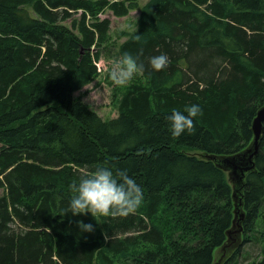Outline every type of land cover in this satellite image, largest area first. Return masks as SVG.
I'll return each instance as SVG.
<instances>
[{
  "label": "trees",
  "instance_id": "16d2710c",
  "mask_svg": "<svg viewBox=\"0 0 264 264\" xmlns=\"http://www.w3.org/2000/svg\"><path fill=\"white\" fill-rule=\"evenodd\" d=\"M133 10L136 29L117 55L144 71L104 121L74 94L98 76L110 26L100 16ZM161 54L170 63L154 72ZM193 104L203 113L195 133L173 137L168 117ZM262 106L264 0H0V264H212L233 200L204 157L244 151ZM254 163L244 243L264 220V123ZM97 166L140 186L134 213L63 215L72 184Z\"/></svg>",
  "mask_w": 264,
  "mask_h": 264
},
{
  "label": "clouds",
  "instance_id": "9594fccd",
  "mask_svg": "<svg viewBox=\"0 0 264 264\" xmlns=\"http://www.w3.org/2000/svg\"><path fill=\"white\" fill-rule=\"evenodd\" d=\"M169 63L166 54L153 56L149 60L154 72L163 71ZM143 71V65L138 64L131 54L125 53L119 60L113 62L109 75L115 86L123 87L137 73L142 74ZM202 114L200 106L195 104L186 106L183 112L173 110L168 117L171 135L179 138L185 132L189 135L194 134L196 131L194 118ZM71 188L73 195L63 215L88 214L94 219L126 217L134 213L143 201L142 189L126 171L118 170L114 173L106 166H97L94 171L85 172ZM77 224L81 232L93 231L91 224H84L81 221Z\"/></svg>",
  "mask_w": 264,
  "mask_h": 264
},
{
  "label": "rangeland",
  "instance_id": "374dc122",
  "mask_svg": "<svg viewBox=\"0 0 264 264\" xmlns=\"http://www.w3.org/2000/svg\"><path fill=\"white\" fill-rule=\"evenodd\" d=\"M146 1L138 0L140 4ZM138 14V10H133L123 18H117L111 12H105L100 16L101 19H109L110 26L108 40L101 46L99 60L96 63L98 76L91 84L74 94L104 121L117 117V100L126 92L127 87L140 77V73H137L126 86L118 87L113 84L109 75L113 62L121 58L117 55V46L126 39L129 33L136 29ZM65 24L69 25V22H65ZM96 52L93 51V54ZM2 191L0 187V195ZM258 224L252 233L246 234L249 242L244 243L243 234L240 233L236 242L232 243V253L238 252L234 257L230 256L231 251L227 254L225 259L229 256L233 257L229 264H255L264 258V220L260 218ZM220 254L219 249L214 251V262L218 260ZM219 264L223 263L220 262Z\"/></svg>",
  "mask_w": 264,
  "mask_h": 264
},
{
  "label": "water",
  "instance_id": "95a60500",
  "mask_svg": "<svg viewBox=\"0 0 264 264\" xmlns=\"http://www.w3.org/2000/svg\"><path fill=\"white\" fill-rule=\"evenodd\" d=\"M264 123V106L261 107L251 124L253 140L246 150L234 156L207 155L204 159L212 161L218 168L227 173L228 180L232 183L233 219L231 227L226 232V241H234L232 235H239L240 223L244 218L242 211V190L245 184L246 175L255 169V157L258 152V143L262 134ZM237 228H234V226Z\"/></svg>",
  "mask_w": 264,
  "mask_h": 264
},
{
  "label": "crops",
  "instance_id": "0c3cea01",
  "mask_svg": "<svg viewBox=\"0 0 264 264\" xmlns=\"http://www.w3.org/2000/svg\"><path fill=\"white\" fill-rule=\"evenodd\" d=\"M217 249H219L220 250V253H221V247H219V248H217ZM220 259H221V254L219 255V258H218V261H217V263L216 264H219L220 262Z\"/></svg>",
  "mask_w": 264,
  "mask_h": 264
},
{
  "label": "flooded vegetation",
  "instance_id": "af4514ba",
  "mask_svg": "<svg viewBox=\"0 0 264 264\" xmlns=\"http://www.w3.org/2000/svg\"><path fill=\"white\" fill-rule=\"evenodd\" d=\"M237 227L236 225L234 226V228Z\"/></svg>",
  "mask_w": 264,
  "mask_h": 264
}]
</instances>
